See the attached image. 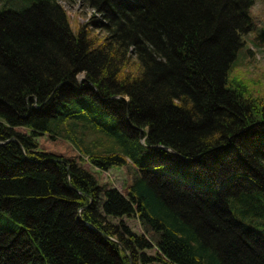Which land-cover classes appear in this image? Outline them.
Returning <instances> with one entry per match:
<instances>
[{
    "label": "trees",
    "instance_id": "16d2710c",
    "mask_svg": "<svg viewBox=\"0 0 264 264\" xmlns=\"http://www.w3.org/2000/svg\"><path fill=\"white\" fill-rule=\"evenodd\" d=\"M252 4L80 0L73 28L60 0H0V264H264V98L234 73Z\"/></svg>",
    "mask_w": 264,
    "mask_h": 264
},
{
    "label": "rangeland",
    "instance_id": "374dc122",
    "mask_svg": "<svg viewBox=\"0 0 264 264\" xmlns=\"http://www.w3.org/2000/svg\"><path fill=\"white\" fill-rule=\"evenodd\" d=\"M60 4L66 10L73 27L84 22L85 19L88 18L89 13H91L90 10L80 6L79 0H60ZM249 14L252 21L253 31H256L260 37L264 38V0H254V5L250 9ZM248 41L249 43H247L245 47L243 46L242 51L237 57V61L240 62L241 66L237 68L234 73H240L241 75L239 74V76L242 77L241 79L255 80L253 87L248 85L251 94L253 96L264 98V43H260L256 46L259 41H256L252 35L248 37ZM249 45L254 46L250 50L251 54L246 50L250 48ZM81 78H84L83 74L77 76V80H81ZM18 130L23 131V129ZM38 142L40 150L44 152H50L64 157L74 156L76 154V152L72 150L73 148L62 139L52 140L46 135H41L38 138ZM230 153L233 154L232 152ZM230 153L218 156V162H221L222 160L228 161V157H231L232 160L233 157ZM74 158L76 159L77 157L74 156ZM82 166L91 173H94L101 185L108 188H115L123 195L126 194L127 191L125 185L128 183V176L124 172V169L112 167L109 169L108 173H103L92 168L87 163ZM108 220L116 226H119L121 221L127 225L132 232L141 234V229L136 218H109ZM0 228L6 230H12L14 228L10 223L8 215L4 212H0ZM146 253L152 255L153 251L148 249L146 250Z\"/></svg>",
    "mask_w": 264,
    "mask_h": 264
}]
</instances>
